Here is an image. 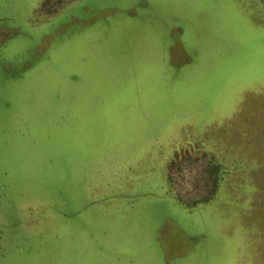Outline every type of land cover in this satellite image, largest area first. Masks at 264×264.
Instances as JSON below:
<instances>
[{"label":"rangeland","instance_id":"rangeland-1","mask_svg":"<svg viewBox=\"0 0 264 264\" xmlns=\"http://www.w3.org/2000/svg\"><path fill=\"white\" fill-rule=\"evenodd\" d=\"M0 264H264V0H0Z\"/></svg>","mask_w":264,"mask_h":264},{"label":"trees","instance_id":"trees-1","mask_svg":"<svg viewBox=\"0 0 264 264\" xmlns=\"http://www.w3.org/2000/svg\"><path fill=\"white\" fill-rule=\"evenodd\" d=\"M19 117V116H18ZM30 117V116H29ZM20 118V117H19ZM23 118H26V117H23ZM30 118H33V117H30ZM232 216L233 217H238L237 215H234V214H232ZM240 221V220H239ZM236 223H238V225H239V222L237 221Z\"/></svg>","mask_w":264,"mask_h":264}]
</instances>
